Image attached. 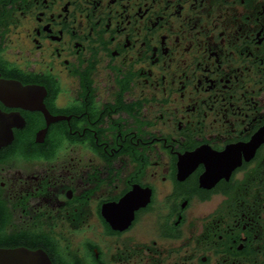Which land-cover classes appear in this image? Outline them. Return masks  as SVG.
<instances>
[{
    "label": "flooded vegetation",
    "instance_id": "flooded-vegetation-1",
    "mask_svg": "<svg viewBox=\"0 0 264 264\" xmlns=\"http://www.w3.org/2000/svg\"><path fill=\"white\" fill-rule=\"evenodd\" d=\"M0 264H264V0H0Z\"/></svg>",
    "mask_w": 264,
    "mask_h": 264
},
{
    "label": "water",
    "instance_id": "water-1",
    "mask_svg": "<svg viewBox=\"0 0 264 264\" xmlns=\"http://www.w3.org/2000/svg\"><path fill=\"white\" fill-rule=\"evenodd\" d=\"M34 88L31 86H22L20 83L11 80L0 79V98L7 105L14 103L16 100H23L29 96L30 92ZM14 256L13 252L0 250V260L7 259L11 260ZM38 253H29V257L34 260L35 264H40L38 259ZM4 264H12L9 263ZM43 264H50L49 261H45Z\"/></svg>",
    "mask_w": 264,
    "mask_h": 264
}]
</instances>
